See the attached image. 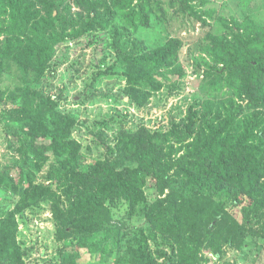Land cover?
<instances>
[{
  "label": "trees",
  "instance_id": "trees-1",
  "mask_svg": "<svg viewBox=\"0 0 264 264\" xmlns=\"http://www.w3.org/2000/svg\"><path fill=\"white\" fill-rule=\"evenodd\" d=\"M187 1L181 0L183 7ZM156 8L158 0H0V34L6 39L0 76L17 70L24 82L18 91L25 103L17 110V132L28 140L20 167L27 183L0 171V190H12L19 197L0 215V264L22 260L17 215L59 195L66 201L54 205L61 231L80 237L85 245L112 217V202L137 207L152 195L151 220L159 232L175 231L180 260L189 264L201 263L202 242L213 250L217 231L232 220L221 197L230 196L235 206L264 202V24L236 21L233 46L220 42L212 49L213 60L222 67L208 74L228 86L230 97L206 99L183 129L152 133L142 128L122 137L114 159L97 161L89 169H81V144L71 137L75 119L59 111L50 97L32 95L31 86L41 81L58 46L81 34L102 42L119 19L137 29ZM180 47L181 41L173 38L155 48L141 45L128 57L127 96L145 104L150 91L161 88L158 77L182 76ZM49 161L47 182H36L29 164L43 169ZM167 189V197L159 200ZM237 234L221 238L232 243ZM132 250L131 261L152 264L146 250ZM65 264L80 263L72 258Z\"/></svg>",
  "mask_w": 264,
  "mask_h": 264
},
{
  "label": "rangeland",
  "instance_id": "rangeland-1",
  "mask_svg": "<svg viewBox=\"0 0 264 264\" xmlns=\"http://www.w3.org/2000/svg\"><path fill=\"white\" fill-rule=\"evenodd\" d=\"M158 1L160 9H154L149 21L139 24L137 29L119 19L107 30L102 42L90 41L81 34L75 41L58 46L41 81L31 86L33 96L50 97L59 111L75 119L71 137L81 144V169L114 159L113 151L122 137L142 128L152 133L183 129L206 99L230 97L228 86L214 82L208 74L214 67H222L213 60L212 49L220 42L233 46L237 41L232 31L236 21L252 19L264 24V0H188L185 7L181 0H174V6L171 0ZM173 38L181 41L179 61L184 74L179 78L169 74L158 77L161 88L150 91L145 104L129 98L127 58L141 50V45L155 48ZM5 42V36L0 34V51ZM18 75L14 70L0 76V171L27 183L20 170L22 146L28 140L26 134L17 132V110L25 103L18 94L24 84ZM51 165L49 161L38 169L29 164L33 179L47 182ZM131 166L136 167L137 163ZM148 191L150 195L153 188ZM169 191L159 194V200L165 199ZM152 198L151 195L147 203L137 207L127 201L112 202V217L94 235L90 245L61 231L54 205L56 201H65L64 197L41 200L17 215V239L22 254L19 264H65L72 258L80 264H137L138 260L131 261L132 249L139 248L147 251L152 264H189L180 260L175 231L159 232L151 220L149 208L155 205ZM220 199L232 220L217 231L218 241L213 250L202 242L200 264H264V202L249 206L247 201L235 206L228 195ZM18 200L14 191L1 189L0 215ZM250 220L252 226L247 224ZM236 231L233 244L222 240L224 235ZM216 250L220 251L219 256Z\"/></svg>",
  "mask_w": 264,
  "mask_h": 264
}]
</instances>
